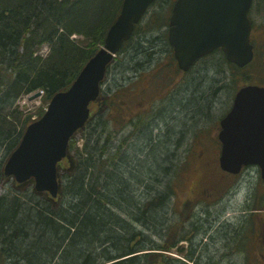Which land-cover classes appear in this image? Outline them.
I'll use <instances>...</instances> for the list:
<instances>
[{
  "label": "trees",
  "instance_id": "obj_1",
  "mask_svg": "<svg viewBox=\"0 0 264 264\" xmlns=\"http://www.w3.org/2000/svg\"><path fill=\"white\" fill-rule=\"evenodd\" d=\"M122 1L0 0V99L4 97L8 100V106L0 108V149L10 153L31 120L32 114L24 115L20 111L18 98L42 89L44 93L41 98L47 104L54 93L68 87L85 62L103 44L107 29L119 13ZM172 3L173 0H156L151 5L159 9L155 10L154 17L143 24H136L132 37L120 50L122 53L129 52L133 60L130 70L139 76L154 72L152 61L158 53L150 42L142 40L145 38H161L167 45L163 52L168 54V60L162 63L158 60L157 69L165 65L169 70H178L177 66H173L166 30L160 32V28L167 25ZM154 28L158 29L157 35L149 37ZM72 34L77 37L71 38ZM43 44L48 46L45 56L37 53ZM217 53L221 56L217 62L221 64L223 74L226 70L229 72V81H222L221 87L230 88L233 97L239 86L253 82L248 74L253 62L240 68L226 61L220 51L212 54ZM206 58H202V61ZM118 60L121 64V58ZM126 81L124 78L123 83ZM129 84L123 87L120 84L121 89L129 88ZM200 93L192 103L184 101L177 108L183 107L182 110L190 112L191 118H197L204 113L207 104L206 95ZM115 98L111 102L100 99L99 111L89 119L80 133V145L76 139L70 141L69 146L75 152L76 161L74 172L67 176L66 181L76 174L80 179L75 187L64 185L60 213L30 189L28 199L15 194L0 196V264H49L57 260V254L62 264H104L107 261L100 257L95 247L96 242H102L103 239L108 249L120 258L115 264H142L144 260L151 264L154 261L149 257L150 254H135L141 250L138 243L132 245L135 233L124 238L128 234L127 229L132 230L135 222L131 218H120L115 214V208L124 210V204L129 203L141 213L139 217L142 222L150 227L154 224L156 211L168 202L174 190H143L140 197L142 202L133 205L131 199L135 190L125 188L120 177L110 180L99 173V167L105 166L108 161L105 157L107 152L121 150L125 153L122 148L126 137L121 136L124 116L120 101ZM229 107L225 108L222 115ZM42 111L37 113L41 114ZM146 116L148 114L132 117L134 126L144 122ZM12 117L20 122L18 127H10ZM4 130H9L11 136ZM144 131L138 130L131 135L135 137L136 134L137 138L148 141L142 146L141 151L148 152L139 168L141 172L148 173L149 166L158 167L162 176L165 166L171 167L175 152L170 150L174 154L168 159L170 146L164 140L155 145L152 128ZM151 143L155 148H150ZM2 177L0 171V180ZM85 182L89 185L84 186ZM259 198L264 202V192ZM113 200L115 204L111 202ZM55 213L59 214V223L54 219ZM98 234H102L103 239ZM10 256L17 260L11 261Z\"/></svg>",
  "mask_w": 264,
  "mask_h": 264
},
{
  "label": "water",
  "instance_id": "obj_2",
  "mask_svg": "<svg viewBox=\"0 0 264 264\" xmlns=\"http://www.w3.org/2000/svg\"><path fill=\"white\" fill-rule=\"evenodd\" d=\"M154 0H123L121 10L108 29L104 44L84 64L71 85L56 92L47 110L26 126L21 140L7 159L3 172L21 183L32 181L34 190L61 192L58 161L74 159L68 141L89 117L88 105L99 95L107 67L132 34ZM252 0H175L168 24V42L178 67L187 70L200 56L220 47L228 61L242 67L253 58L250 43ZM40 95L37 91L29 97ZM220 167L230 173L256 164L264 183V86L246 84L235 93L230 110L220 119Z\"/></svg>",
  "mask_w": 264,
  "mask_h": 264
},
{
  "label": "rangeland",
  "instance_id": "obj_3",
  "mask_svg": "<svg viewBox=\"0 0 264 264\" xmlns=\"http://www.w3.org/2000/svg\"><path fill=\"white\" fill-rule=\"evenodd\" d=\"M155 10H159L157 6L150 7L141 23L143 24L149 18L152 19L155 15ZM250 17H252L254 23L252 40L257 52L253 65L248 69V74L250 75L251 81L264 84V0H257L256 4L254 3ZM164 30L165 28H160V32H163ZM157 33L158 29L154 28L149 34V37L157 35ZM142 40L150 42V45L158 51L155 58L152 57L153 69L155 71L152 73L148 72L146 77L138 75V78H136L137 74L130 70L133 60L131 56H129V52L121 53L119 56V59L121 58L122 60L121 64L118 63L119 60L117 59L112 67H110V71L105 78L106 80H104L102 84L104 90L102 91V94L109 95L112 93L113 96L127 101V105H129L130 101L124 96V92L137 91L138 88L147 83L148 90H145L142 97L139 98V96H137V100L140 101L138 106L145 107L144 105H148V111L153 108L154 111L152 110L153 114L152 117H150V123H152L154 127H152V130L157 132V142L164 140L166 144L170 146L171 149H169V155L167 154L168 159L171 155L173 156L175 152L171 167H169L175 168L179 171L177 179H175V192H179L178 195L180 196L183 191L184 193L186 192L185 189L189 186L187 182L191 183L198 180V176H195V174L190 172L191 167L198 164V161L195 160L197 154L202 155L200 159L202 165H218V122L220 117H222L225 108L229 107L232 101L230 88L223 89L221 83L222 81H229V72L226 70L223 74L221 64L218 65L217 62L220 57L218 55H216L217 58H215V55H209L205 61H198L188 72L174 71V68L169 70L165 65H163L162 68L157 69L159 61L162 63L163 60H168V57L166 56L168 54L163 52L167 48L165 40L161 38L157 40L155 38H145ZM140 44H142V42H140ZM47 51L48 48L42 46L37 53L45 55ZM260 74L263 76L261 77ZM143 75L145 76V74ZM124 78L127 79V84H131L130 87L133 90L119 89L121 86L120 84H122V87L124 86ZM200 92H203L202 94L206 95L207 104L203 111L204 113L199 114L197 118H191L190 112L182 110L183 107L177 108L179 103H184V101L192 103V100L196 95L201 94ZM17 105L24 115L35 113L34 116H32L33 118L36 117L37 112L42 111L46 106L41 97L29 100L28 95L20 97L17 101ZM125 105L126 104L123 105V114L126 111ZM91 109L95 110L94 104ZM127 129V131L126 129L121 130L124 131L122 136H125L130 132V128ZM145 132L146 130L144 133ZM76 138L79 143L81 139L79 137ZM132 139L135 140V138ZM132 139L130 137L128 142L130 143V140ZM146 143H148V141L143 142V139L138 138L137 140L138 145L143 146ZM170 150H173L174 152ZM217 150L218 153H216ZM139 155H141V153H139ZM147 164L151 163L148 162ZM149 167L150 170L148 172L150 175L154 176L157 174L158 170L160 171L158 167L155 168L152 165ZM159 171V179L166 176L164 173L161 176V171ZM218 172L221 175L222 188L224 187V189L215 196L216 198L214 201L206 199L205 204L218 203L219 207L223 208V217L228 218V223H231L235 230L237 229L238 250L237 254L233 255V257L237 258V263L264 264V255L262 254L264 250V202L259 198L264 191V185L261 181L259 169L257 166H247L238 175H230L224 172L221 173L220 170H218ZM147 174L148 173L145 172V176ZM8 188L9 186L6 187V189ZM6 189L5 187H0V193H2V191L4 192ZM143 190L144 189L135 190L138 194L137 196L132 193V203L133 201H138L140 199L139 197ZM246 198H248V200H246ZM124 206L128 212L134 209L129 206V203L127 205L124 204ZM173 207L174 206L171 203L160 207L161 210H159L157 214H161V218H163L159 221L162 224H157V231L159 230V226L162 227L163 225L166 228L174 225L175 229L181 226V223H178V217H180V215L173 213ZM140 214L141 213L139 212L137 213L138 216H140ZM163 214H168V216H164ZM251 214H254L253 216L261 221L254 225L256 227L255 237L257 238H255V243L252 242L253 232L250 234V239L245 242V237L247 238L246 231L249 232V230H252V223L250 221H254L253 216H248ZM181 218L184 219L183 216ZM157 220H159V218ZM247 223L248 230H246L245 226ZM182 228L183 227H180L178 229L182 230ZM230 229L231 226L225 227V233L230 235ZM151 230H156V228H152ZM151 230H148L147 234H145L146 240L144 243H141L140 245L138 244L140 249L143 248V250H146L145 252H141V255L150 254L149 257L154 259L151 264H166V261L162 258L166 254L159 253L158 250L153 248L146 249L149 248L148 246L153 242L155 244L163 243V239H160L156 234L152 233ZM165 231L163 233L164 235L168 233V231ZM173 252L174 257L182 256L181 253H175V250H173ZM142 264H148V261L144 260Z\"/></svg>",
  "mask_w": 264,
  "mask_h": 264
},
{
  "label": "flooded vegetation",
  "instance_id": "obj_4",
  "mask_svg": "<svg viewBox=\"0 0 264 264\" xmlns=\"http://www.w3.org/2000/svg\"><path fill=\"white\" fill-rule=\"evenodd\" d=\"M145 90H148L147 84L138 88L135 95L139 96L140 98L143 96ZM129 94L134 96L132 92H130ZM125 95L126 97L129 96L127 92L125 93ZM138 103L140 104V101L137 99H134L133 102L129 105H127V101H121V104H126V111L124 113L126 117H124L125 123L123 126V130H128L127 128L129 127L130 116L153 114V109V111H148V105H144L145 107H143L138 106ZM146 125L149 127H147ZM143 126V124H140L137 130L143 132L144 129L150 130L153 127L152 123L151 125L147 123L145 124L144 128H139ZM152 134L154 135L153 143L155 145H158L156 139L157 132L152 130ZM128 140L124 141L125 148L127 149V147H131L132 153L136 154V151L137 154L140 153L142 146L137 144L138 138L135 137V140H130V143L128 142ZM153 143H151V149L155 148V145H153ZM201 156L202 155L196 156L198 159V164L191 167L190 171L192 174H195V176H198V180L191 183L187 182L189 186L185 189V193L183 191L179 196V192L176 193L174 191L172 194L175 197L173 196L169 198L170 203L174 206L173 213L180 215V217H178V223H181L180 227H183L182 230L178 229L180 227L175 229L174 225H172L171 227L168 226L167 228L163 225L162 227L159 226V230L157 231V224H162L159 221H161V219L163 218H161V214H157V211V215L155 214L156 217H154V224L153 226H151V229L156 228V230H150L159 238L162 237L163 243L161 247L164 248L166 251L171 252L175 250L176 252L181 253L182 256L179 257H174L173 252L169 253L170 256L166 257L168 260L167 264H238L237 258L233 257V255L237 254L238 250L237 229L235 230V228L232 227L231 223H228V218L223 217V208L219 207L218 203L205 204L206 199L214 201L216 198L215 196L218 195L224 189V187L222 188L221 175L217 171L220 168L218 166L200 165L199 163ZM62 163H65V159L62 160ZM126 166V174L124 178H122L123 185L125 186V188H129L132 190H154L158 188H170L173 190L176 189L175 179H177L179 171L175 168H170L169 166H166L163 169V173L166 176L161 178V180L159 179L158 172L154 176L150 175L148 172V174L144 178V181H141L139 178V174H141V169H138L137 165L126 164ZM130 167H133L135 170H130ZM135 196H137L136 192ZM163 205L165 206L166 204ZM159 210H161L160 207ZM132 211L135 212L134 209ZM163 215L168 216V214ZM182 216L184 217V219L181 218ZM133 217L135 218V220H137V222L140 223L139 227L142 228V219H140L139 217L137 218V214H135ZM158 218L159 220H157ZM228 226H231L230 235L225 233V227ZM165 228L167 229L169 234H174L171 236V238L169 236H160V233H164Z\"/></svg>",
  "mask_w": 264,
  "mask_h": 264
},
{
  "label": "bare ground",
  "instance_id": "obj_5",
  "mask_svg": "<svg viewBox=\"0 0 264 264\" xmlns=\"http://www.w3.org/2000/svg\"><path fill=\"white\" fill-rule=\"evenodd\" d=\"M116 18H117V16H116ZM116 18L114 19V21L116 20ZM114 21L112 22V24L114 23ZM110 26L108 27V29L110 28ZM108 29H107V31H108ZM74 36H75V34H72L71 38H74ZM42 46H44V44ZM47 48H48V46H47ZM81 69H80V71H81ZM79 72H78V74H79ZM39 92L42 95L44 93L42 89H39ZM3 98L4 97H1L2 100L0 99V108H6L8 106L7 98L6 99H3ZM19 124H20V122L12 117L10 127L11 128L18 127ZM4 132L5 133H9V130H4ZM9 135H10V133H9ZM143 148H145V147H143ZM122 149L124 150L125 153H123V151H121V150H119V151H115V150L112 151L111 150V151L107 152V154L105 155V157L108 159V161H106L105 166L99 167V173L102 174L105 178L110 179V180L113 179L114 177L124 178V176L126 174L125 173L126 172L125 168L127 167L126 164L137 165V167L139 169V165L141 164V160L146 156V153L148 152V151H144V153H143V151H141L140 152L141 155H139V153L137 154V151H136L135 152L136 154H134V153L131 152V150H132L131 147H127V149L125 148V144H123V148ZM147 149L149 150V147ZM12 151L10 153H8V151L3 150V148L0 149V171L2 172V176H3L2 179L0 180V187L5 186L9 180H13L14 179L13 176H6V175H4V172H3L4 165H5L6 161H7V159L9 158L10 154L12 153ZM123 155H124V158H123ZM142 156H143V158H142ZM126 161H127V163H126ZM94 167H96V166H94ZM133 169H134L133 167H130V170L134 171L135 169L134 170ZM73 172H74V167H72L70 170H65V171H63V172H61L59 174L58 179H59V182H60V185H61L62 188H64L65 184H66L65 187H68V186L75 187L76 185H78V183H79L78 180L80 179V177L77 174L74 175V177L71 180L66 181L67 176L71 175ZM140 172H141V170H140ZM102 175H100V176L103 177ZM139 175H140V177H139L140 180L144 181L145 172H141V174H139ZM88 185H89L88 182L84 183V186H88ZM28 197H29V194L25 197V199H28ZM111 202L113 204L116 203L115 200H113ZM139 202H142L141 199H139L138 201L137 200L133 201V205L137 204ZM51 208L52 209H56L58 211V213H60V211H61V207L60 206H53ZM115 209H116L115 210L116 211L115 214L118 215L123 220L131 218L130 220H133L135 222V224L132 225V226H134V228L132 230L131 229H127L128 234L125 235L124 238H126L128 235L131 236V235H133L135 233V238L132 241V243H142V242H144L146 240L145 234H147L148 230L150 231L151 226L148 227L146 224L141 222V223H143V226H142V228L139 227L140 223L137 222V220H135V218L133 217L135 214L138 213L136 210H135V212H133V211H129L128 212V211H126V209H124V210L123 209H118V208H115ZM55 214H57V213H55ZM58 215L59 214H57L55 216L56 218H54L57 223H59V216ZM138 217L139 216L137 215V218ZM130 225H131V223H130ZM56 227L61 229V227L59 225H56ZM74 227L76 228L77 226H74ZM122 234H123V232H122ZM98 236L101 237L102 234H98ZM101 238L103 239V236ZM114 241H116V240H114ZM150 246H148L149 248H146V249L152 248L154 246V243L150 244ZM95 247L97 248L98 253H100V257L104 258V260L107 261L108 264H115V262H117L120 259V258L115 256V254H114L115 252H113L110 249H108L105 239H103L102 242H99V241L96 242ZM60 250H62V248ZM145 251L146 250H143V248H142L141 250L137 251L135 254L141 255L142 254L141 252H145ZM59 257L60 256H58V254H57V260H54V261H52L49 264H55V263L56 264H62V260H60ZM10 260L14 262L17 259L14 260L10 256Z\"/></svg>",
  "mask_w": 264,
  "mask_h": 264
}]
</instances>
